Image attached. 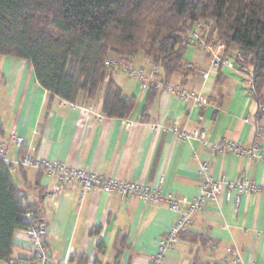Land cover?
Masks as SVG:
<instances>
[{
  "label": "crops",
  "instance_id": "obj_1",
  "mask_svg": "<svg viewBox=\"0 0 264 264\" xmlns=\"http://www.w3.org/2000/svg\"><path fill=\"white\" fill-rule=\"evenodd\" d=\"M230 50L231 65L221 64L206 78L202 74L209 56L198 45L186 47L183 62L191 71L184 77L175 72L164 78L158 72L142 87L138 79L113 68L112 80L135 98L123 118L102 113V91L93 100L77 103L79 107H62L61 98L40 86L28 61L0 55V134L4 139L13 133L22 136V150L36 160H58L137 181L177 198L198 194L201 164L208 166L213 179L246 177L259 183L264 180L263 160L212 146L232 140L249 149L259 127L264 149V113L257 115L259 103L248 95L246 75L236 68L235 48ZM130 63L146 72L152 66L142 52ZM163 83L199 91L209 104L200 107L181 99L165 91ZM174 122L180 129L201 128L207 144L197 137L178 138L169 128ZM19 151L9 145L10 163ZM10 171L21 196L36 205L45 225L51 264H82L80 257L86 258L84 264H150L158 241L178 217L164 203H147L138 196L123 198L94 189L80 199L81 185L75 180L57 191V177L33 165L13 164ZM236 253L245 264H264V190L242 193L237 201L224 193L208 199L203 209L192 213L188 229L177 246L166 251L162 264H234ZM0 264H31V248L18 230L9 258Z\"/></svg>",
  "mask_w": 264,
  "mask_h": 264
},
{
  "label": "trees",
  "instance_id": "obj_2",
  "mask_svg": "<svg viewBox=\"0 0 264 264\" xmlns=\"http://www.w3.org/2000/svg\"><path fill=\"white\" fill-rule=\"evenodd\" d=\"M197 21L225 42V56L235 48L236 64L251 69L257 115L264 113V0H0V55L28 61L51 96L81 104L102 91V113L123 118L135 98L112 80L110 62L131 64L142 52L164 78L184 77L191 71L183 62L187 31ZM12 167L0 163V259L28 224L26 211L38 213L14 184Z\"/></svg>",
  "mask_w": 264,
  "mask_h": 264
},
{
  "label": "built area",
  "instance_id": "obj_3",
  "mask_svg": "<svg viewBox=\"0 0 264 264\" xmlns=\"http://www.w3.org/2000/svg\"><path fill=\"white\" fill-rule=\"evenodd\" d=\"M187 37L188 45L200 46L209 56V66L202 74L204 78H206L210 72L217 71L221 64L231 65L229 64L228 57L225 56V42L214 39L212 36L208 35V27L202 22H195L194 25L188 29ZM110 64L121 68L128 77L138 79L142 87H146L148 83L154 81L155 75L159 72L158 67L155 65H152L151 69L146 72L141 67H136L117 59L112 60ZM236 66L238 71L246 75L248 84L247 93L253 96L254 91L250 72L246 67L238 64ZM163 89L168 93L175 94L181 99H189L200 107L209 104L205 96L199 91L179 86H171L167 83H163ZM210 104L218 108V105L215 103ZM60 105L62 107H79L76 103L64 99L60 100ZM80 108L83 113L89 112V109L86 107ZM169 128L180 139L197 137L207 144V141L204 140L201 128L180 129L176 122ZM261 135V128L256 127L252 146L249 149L242 148L232 140H226L216 145L212 144V146L219 149H228L235 154H245L248 158L255 157L264 161V149L260 145ZM23 143L24 138L15 133L10 134L8 139H4L0 134V163H9L8 149L10 144L21 149ZM12 164L20 167H29L33 165L42 169L47 174L56 176L58 179V185L55 187L57 191L62 190L65 185L72 180L79 182L81 185V190L78 195L80 199L83 198L86 192L95 189L101 190L106 194L117 193L123 198L138 196L142 201L147 203H164L168 208L178 213L177 219L167 227L165 233L158 241L157 252L151 258L150 264H162L166 251L174 249L179 242L180 235L188 229L192 213L203 209L208 199H214L221 193H224L226 199L233 196L237 201L242 193H258L264 190V180L258 183L246 177H241L233 181L223 177L213 179L208 174V166L206 164H201L199 167V192L193 199H187L186 197L177 198L172 194H163L159 189H152L146 184L102 175L87 168L69 167L58 160H36L28 152H19L18 158L14 160ZM179 203H184L185 206H181ZM24 217L28 224L17 230L25 238L31 248V264H51V258L48 254L47 244L44 238L46 228L43 221L35 211H26ZM233 263L245 264L242 262L238 253L234 254Z\"/></svg>",
  "mask_w": 264,
  "mask_h": 264
},
{
  "label": "rangeland",
  "instance_id": "obj_4",
  "mask_svg": "<svg viewBox=\"0 0 264 264\" xmlns=\"http://www.w3.org/2000/svg\"><path fill=\"white\" fill-rule=\"evenodd\" d=\"M132 65H133V64H132ZM133 66H134V65H133ZM150 69H151V68H150ZM150 69H149V70H150ZM111 71H112V70H111Z\"/></svg>",
  "mask_w": 264,
  "mask_h": 264
}]
</instances>
